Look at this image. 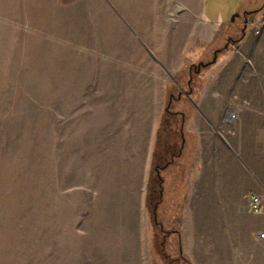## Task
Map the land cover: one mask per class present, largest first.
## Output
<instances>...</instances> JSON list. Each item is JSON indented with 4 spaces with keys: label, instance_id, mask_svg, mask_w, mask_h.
<instances>
[{
    "label": "crops",
    "instance_id": "crops-1",
    "mask_svg": "<svg viewBox=\"0 0 264 264\" xmlns=\"http://www.w3.org/2000/svg\"><path fill=\"white\" fill-rule=\"evenodd\" d=\"M169 6L165 14H130V61L94 65L87 82L72 72L70 162L74 175L78 168L81 182L72 194L79 201L58 214L55 232L48 230V264H154L147 197L166 75L177 74L188 54L196 59L236 35L195 98L189 95L194 105L185 129L194 144L183 143L179 152L187 180L176 236L192 264H264V208L248 211L252 195L264 205V127L257 125L264 97L234 91L264 86V28L254 35L245 26L246 12L264 17V0H173ZM230 111H237L234 124ZM66 142L64 135V153ZM92 178L101 189L91 187Z\"/></svg>",
    "mask_w": 264,
    "mask_h": 264
},
{
    "label": "rangeland",
    "instance_id": "rangeland-1",
    "mask_svg": "<svg viewBox=\"0 0 264 264\" xmlns=\"http://www.w3.org/2000/svg\"><path fill=\"white\" fill-rule=\"evenodd\" d=\"M135 2L143 6H130ZM172 2L0 0V264H48V230L56 229L57 216L64 208L70 213L79 201L72 194L73 185L78 191L80 183L78 168L72 173L69 141L73 70L87 82L94 65L101 68L130 61V14H165ZM252 12L245 15V26L251 31L247 20L251 15L255 20L261 16L259 10ZM233 38H224L196 59L188 54L177 74L166 75L169 111L164 108L157 130L147 197L152 223L157 222L152 240L154 264H192L176 236L187 180L185 159L179 158V152L183 143L187 148L194 144L185 129L194 105L189 95L195 98L212 66L234 45ZM215 50H219L216 61L197 71L199 63L210 61ZM234 91L264 97V86H240ZM237 111L228 114L231 124L237 121ZM257 125L264 127V119H257ZM90 185L101 189L94 178Z\"/></svg>",
    "mask_w": 264,
    "mask_h": 264
},
{
    "label": "built area",
    "instance_id": "built-area-1",
    "mask_svg": "<svg viewBox=\"0 0 264 264\" xmlns=\"http://www.w3.org/2000/svg\"><path fill=\"white\" fill-rule=\"evenodd\" d=\"M247 23L251 26V29L255 35H258L261 33L263 27H264V17H260L258 20H255L253 16L247 20ZM264 208L262 198L259 195H252L250 197V200L248 202V211L251 213H260L262 212ZM259 237L263 238L264 233H260Z\"/></svg>",
    "mask_w": 264,
    "mask_h": 264
},
{
    "label": "water",
    "instance_id": "water-1",
    "mask_svg": "<svg viewBox=\"0 0 264 264\" xmlns=\"http://www.w3.org/2000/svg\"><path fill=\"white\" fill-rule=\"evenodd\" d=\"M218 51H219V50H215V51H214L213 57H212V59H211L210 61H208V62H206V63H199L197 71H199L200 66L205 67V66H207V65H209V64H211V63H214V62L216 61V55H217V52H218Z\"/></svg>",
    "mask_w": 264,
    "mask_h": 264
},
{
    "label": "trees",
    "instance_id": "trees-1",
    "mask_svg": "<svg viewBox=\"0 0 264 264\" xmlns=\"http://www.w3.org/2000/svg\"><path fill=\"white\" fill-rule=\"evenodd\" d=\"M251 13H254V12H249V13H245L246 16L250 15ZM191 85L189 86V89H190ZM165 111H169V103L167 104L166 108H165ZM153 223L154 225H157V222L155 221V219L153 220ZM162 254L164 253L163 251H160ZM164 255V254H163Z\"/></svg>",
    "mask_w": 264,
    "mask_h": 264
},
{
    "label": "flooded vegetation",
    "instance_id": "flooded-vegetation-1",
    "mask_svg": "<svg viewBox=\"0 0 264 264\" xmlns=\"http://www.w3.org/2000/svg\"><path fill=\"white\" fill-rule=\"evenodd\" d=\"M179 97V96H178ZM172 98V97H171Z\"/></svg>",
    "mask_w": 264,
    "mask_h": 264
}]
</instances>
